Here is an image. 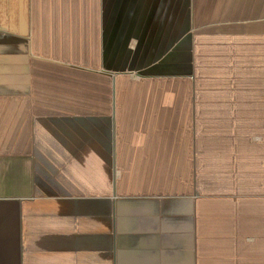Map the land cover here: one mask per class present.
<instances>
[{"label": "crops", "instance_id": "obj_1", "mask_svg": "<svg viewBox=\"0 0 264 264\" xmlns=\"http://www.w3.org/2000/svg\"><path fill=\"white\" fill-rule=\"evenodd\" d=\"M0 264H264V0H0Z\"/></svg>", "mask_w": 264, "mask_h": 264}]
</instances>
